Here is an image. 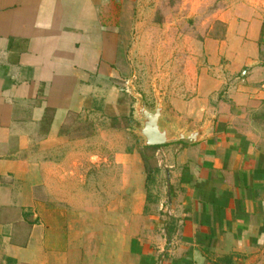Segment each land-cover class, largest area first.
<instances>
[{
    "label": "crops",
    "instance_id": "1",
    "mask_svg": "<svg viewBox=\"0 0 264 264\" xmlns=\"http://www.w3.org/2000/svg\"><path fill=\"white\" fill-rule=\"evenodd\" d=\"M152 2L0 0V264H264V18L178 37L158 196L115 134Z\"/></svg>",
    "mask_w": 264,
    "mask_h": 264
},
{
    "label": "rangeland",
    "instance_id": "2",
    "mask_svg": "<svg viewBox=\"0 0 264 264\" xmlns=\"http://www.w3.org/2000/svg\"><path fill=\"white\" fill-rule=\"evenodd\" d=\"M225 13L239 17L253 14L264 18V0H153L149 7L143 6L142 11L133 13L135 17L132 23H125L129 25L123 38L127 39L125 47L128 59L124 63L125 71L119 83L127 91L123 99L128 122L119 119L118 125L115 124L119 126V131L115 134L119 137L117 145L122 147L121 150L129 148L147 157L150 180L146 179L149 184L146 190H150L151 195L160 196V193L162 196L164 173L162 175L159 171L156 174L154 169L158 163L164 164V161L163 157L160 159V155L155 154L158 147L145 149L144 139L139 133L142 122L136 109L143 105L153 111L157 102L170 104L175 92L164 91L166 85L161 83L175 79V59L179 54L177 46L180 47L181 37H202L207 30V23H214V19L224 17ZM136 20L138 23H133ZM188 51H184V56ZM161 73L164 74L161 76ZM155 179L159 180L160 189L153 186ZM103 196L106 207L111 198L107 189ZM148 201H151L150 197Z\"/></svg>",
    "mask_w": 264,
    "mask_h": 264
},
{
    "label": "water",
    "instance_id": "3",
    "mask_svg": "<svg viewBox=\"0 0 264 264\" xmlns=\"http://www.w3.org/2000/svg\"><path fill=\"white\" fill-rule=\"evenodd\" d=\"M136 110L142 122L139 133L144 139V146L160 145L171 140L180 139L193 141L198 135L197 132H192L188 136H185L182 132L172 135L167 127L162 126L160 122L163 111V105L160 102H157V106L153 111L147 110L143 105L138 106Z\"/></svg>",
    "mask_w": 264,
    "mask_h": 264
},
{
    "label": "trees",
    "instance_id": "4",
    "mask_svg": "<svg viewBox=\"0 0 264 264\" xmlns=\"http://www.w3.org/2000/svg\"><path fill=\"white\" fill-rule=\"evenodd\" d=\"M158 146L157 145H153V146H145V149H155V148H157ZM141 155V159H142V161H143V165H144V168H145V171H146V173H147V175H146V179L147 180H150V170L148 169V167H147V157L144 155V153L143 154H140ZM155 171H157V168H155L154 169Z\"/></svg>",
    "mask_w": 264,
    "mask_h": 264
}]
</instances>
